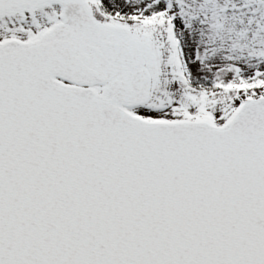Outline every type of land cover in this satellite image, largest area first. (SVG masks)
<instances>
[{
  "label": "snow or ice",
  "instance_id": "1",
  "mask_svg": "<svg viewBox=\"0 0 264 264\" xmlns=\"http://www.w3.org/2000/svg\"><path fill=\"white\" fill-rule=\"evenodd\" d=\"M0 264H264V0H0Z\"/></svg>",
  "mask_w": 264,
  "mask_h": 264
}]
</instances>
